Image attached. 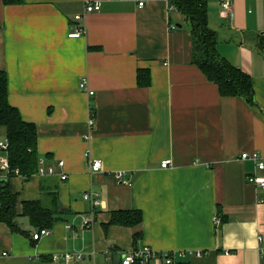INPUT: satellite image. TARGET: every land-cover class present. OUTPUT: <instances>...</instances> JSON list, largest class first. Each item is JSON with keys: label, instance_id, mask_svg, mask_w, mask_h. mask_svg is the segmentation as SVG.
<instances>
[{"label": "crops", "instance_id": "crops-1", "mask_svg": "<svg viewBox=\"0 0 264 264\" xmlns=\"http://www.w3.org/2000/svg\"><path fill=\"white\" fill-rule=\"evenodd\" d=\"M85 1L100 10L85 13ZM205 1L217 51L253 78L258 106L220 95L191 61L190 24L168 0H0L8 100L35 124L39 158L55 172L13 175L10 186L18 212L42 198L57 216L38 240L25 219L28 237L0 222V264H55L51 254L77 251L84 259L66 264H112L143 244L183 251L190 264H264V189L247 182L264 169L238 158L258 151L264 160V55L243 38L263 34L264 0H231L226 16L220 0ZM76 25L84 35L69 37ZM139 68L149 71L147 87L136 82ZM82 77L92 95L79 88ZM89 103L96 124L85 141ZM5 136L0 127V143ZM90 157L101 171H88ZM89 190L99 194L93 209L82 198ZM130 209L141 212L138 227L110 223L112 212ZM92 210L95 220L82 226ZM195 250L204 255H188Z\"/></svg>", "mask_w": 264, "mask_h": 264}, {"label": "trees", "instance_id": "trees-1", "mask_svg": "<svg viewBox=\"0 0 264 264\" xmlns=\"http://www.w3.org/2000/svg\"><path fill=\"white\" fill-rule=\"evenodd\" d=\"M22 0H3L5 4L18 3ZM169 6L180 12L190 24L191 61L203 72L206 78L216 84L220 95L240 97L252 106H258L255 99L253 78L239 67L231 64L216 49L218 32L209 25L208 8L205 0H168ZM243 38L251 40L254 46L264 55V35L244 33ZM136 82L147 87L150 75L147 69H138ZM0 127L6 129L5 140L8 142L5 154L9 169H17L26 181L36 173L39 154L37 152V131L35 124L25 121L19 110L8 100L7 76L0 70ZM0 177V222L12 232L29 236L22 219L28 226L36 229L50 228L57 219L53 201L44 199L21 202L17 210V193L10 186V177ZM141 212L137 209L119 210L111 214L110 223L138 227L141 223ZM137 228L134 237L140 236ZM112 264H118V261Z\"/></svg>", "mask_w": 264, "mask_h": 264}, {"label": "built area", "instance_id": "built-area-1", "mask_svg": "<svg viewBox=\"0 0 264 264\" xmlns=\"http://www.w3.org/2000/svg\"><path fill=\"white\" fill-rule=\"evenodd\" d=\"M144 1H139L138 5L142 6ZM101 8L99 1H85L84 2V12L90 13L93 11H99ZM172 10L173 8L169 6ZM231 9V0H220V13L223 16H226ZM82 14H76L74 19L79 21L82 19ZM176 28L175 24L169 23V29ZM85 28L84 26L76 25L74 30L68 33L69 37H79L84 35ZM264 35V32H263ZM79 88L85 90L88 95H92L93 91L88 88V82L86 77H82L79 84ZM96 124V116H95V107L93 104L89 103L88 107V117L86 120V127L87 130L83 133V139L85 141L90 139L91 132L94 130ZM8 142L4 140L0 143V177H6L8 174L13 173L14 175H19L24 178L17 169H9L8 158L5 154ZM238 158L241 160H246L252 162L257 169L262 170L264 169V160L262 155L258 151H251V152H240L238 154ZM171 163L170 159H165L160 162V166L165 168L168 167ZM58 166L63 165V161L59 160L57 162ZM87 169L89 172H99L102 170V161L99 158L90 157L87 160ZM37 175L44 176V175H54V168L50 165L45 164V160L43 158H38V166H37ZM114 177L120 183H128L130 178L125 176L124 171H117L114 172ZM60 179H66L65 174H61L59 176ZM247 182L253 184V186L264 189V177H259L257 175L248 174L247 175ZM83 200L87 201L91 205V209L96 208L99 203V194L95 190H89L83 193L82 195ZM95 220V215L93 210L88 217H83L82 219V226H89ZM71 227L69 224L67 228ZM50 234V229L48 228H40L36 229L31 233V238L33 240H38L42 236H46ZM258 241L261 242V238L258 237ZM263 248V245L261 246ZM84 251H77V252H62V253H55L50 255V259L53 263L58 264L63 262L64 264L69 263L70 261H82L84 259ZM189 256L199 257L204 255V253L200 250H195L192 252H188ZM186 253L183 251H176V250H156L148 245H140V246H133L128 250H124L119 252L118 256V264H190L189 260L186 259Z\"/></svg>", "mask_w": 264, "mask_h": 264}]
</instances>
